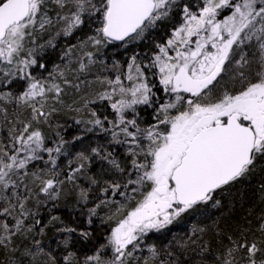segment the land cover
Instances as JSON below:
<instances>
[{"label": "snow or ice", "instance_id": "1", "mask_svg": "<svg viewBox=\"0 0 264 264\" xmlns=\"http://www.w3.org/2000/svg\"><path fill=\"white\" fill-rule=\"evenodd\" d=\"M0 264H264V0H0Z\"/></svg>", "mask_w": 264, "mask_h": 264}, {"label": "trees", "instance_id": "2", "mask_svg": "<svg viewBox=\"0 0 264 264\" xmlns=\"http://www.w3.org/2000/svg\"><path fill=\"white\" fill-rule=\"evenodd\" d=\"M109 56H112L113 58L119 57L120 59H123V56H120V54H113L109 53ZM254 180L253 182L249 183L246 182L243 185L238 186L233 193L225 198L226 204L229 201H234L236 204L235 214L238 216L241 212V205H244V207H247L248 204L252 203L255 200V194H254Z\"/></svg>", "mask_w": 264, "mask_h": 264}, {"label": "rangeland", "instance_id": "3", "mask_svg": "<svg viewBox=\"0 0 264 264\" xmlns=\"http://www.w3.org/2000/svg\"><path fill=\"white\" fill-rule=\"evenodd\" d=\"M119 52H115V53H113V54H118ZM125 57H123V59H124Z\"/></svg>", "mask_w": 264, "mask_h": 264}]
</instances>
